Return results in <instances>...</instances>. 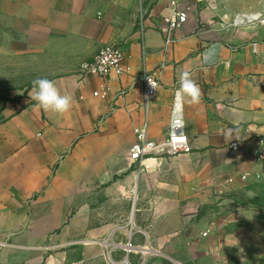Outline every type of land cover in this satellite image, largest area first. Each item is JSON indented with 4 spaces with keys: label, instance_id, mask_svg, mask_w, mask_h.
I'll list each match as a JSON object with an SVG mask.
<instances>
[{
    "label": "crops",
    "instance_id": "crops-1",
    "mask_svg": "<svg viewBox=\"0 0 264 264\" xmlns=\"http://www.w3.org/2000/svg\"><path fill=\"white\" fill-rule=\"evenodd\" d=\"M178 2L188 20L167 44L165 0H0L16 69L73 97L61 116L36 107L32 85L0 95V264H194L205 256L203 239L181 233L185 225L263 166L251 152L264 136V28L231 24L264 0L252 9L240 0ZM108 46L121 47L129 71L83 78L82 64ZM184 71L202 93L198 105L183 104L192 153L140 172L130 159L135 129L167 139ZM151 74L160 87L146 109Z\"/></svg>",
    "mask_w": 264,
    "mask_h": 264
},
{
    "label": "rangeland",
    "instance_id": "rangeland-1",
    "mask_svg": "<svg viewBox=\"0 0 264 264\" xmlns=\"http://www.w3.org/2000/svg\"><path fill=\"white\" fill-rule=\"evenodd\" d=\"M257 1L240 0L242 5H251L248 9ZM232 2L225 0V5L231 7ZM0 44V49L5 46L6 51L0 53V95L15 96V91L31 86L34 79L26 78L24 71L16 69L17 58L8 53V38L3 31ZM185 226L181 233L187 236L193 231L203 239L205 256L194 264H264V165L259 173L250 174L247 181L241 180L239 186L227 187ZM205 233L208 236L203 238ZM180 258L190 262L189 255Z\"/></svg>",
    "mask_w": 264,
    "mask_h": 264
},
{
    "label": "built area",
    "instance_id": "built-area-1",
    "mask_svg": "<svg viewBox=\"0 0 264 264\" xmlns=\"http://www.w3.org/2000/svg\"><path fill=\"white\" fill-rule=\"evenodd\" d=\"M172 7V14L165 18L167 29L165 30L167 44L173 43V34L176 30L182 28L188 20V10H179V0H165ZM231 26L235 29L244 27L258 26L264 28V8L255 13H243L234 17ZM126 55L119 46H108L98 52L91 62L82 64L80 73L83 78L99 77L102 79L111 80L113 76L121 77L125 75L129 68L124 65ZM151 78L157 85L153 88L149 83ZM145 90V107L148 109L150 102L156 97L160 87V79L154 75H146L143 79ZM106 91L101 93L96 92L95 96H107ZM176 93V92H175ZM125 93L122 92L121 96ZM175 96L172 108L171 122L168 128V136L164 142L157 143L148 139V129L146 126L135 129L136 142L131 149L130 159L136 164L140 172L144 168L154 166L158 159L173 158L181 155H189L192 153L189 137L185 130L183 105L179 109L174 108ZM256 146L251 152V158L255 164L264 165V136L256 138ZM242 143L235 142L230 146V149L237 152L241 149ZM250 177L249 173L240 176L244 182ZM233 180H230L232 182ZM207 237L208 234L203 235ZM126 251L130 254L136 250V246L130 241L126 245Z\"/></svg>",
    "mask_w": 264,
    "mask_h": 264
},
{
    "label": "clouds",
    "instance_id": "clouds-1",
    "mask_svg": "<svg viewBox=\"0 0 264 264\" xmlns=\"http://www.w3.org/2000/svg\"><path fill=\"white\" fill-rule=\"evenodd\" d=\"M32 90L29 94L31 100L36 102V107L44 112H53L63 116L72 107L73 97L67 92H62L56 81L47 78H36L32 82ZM149 83L153 88H157L156 83L149 78ZM180 86L175 93L174 108L179 109L184 103L198 105L202 99L200 87L191 78L188 71L181 73L179 78Z\"/></svg>",
    "mask_w": 264,
    "mask_h": 264
},
{
    "label": "bare ground",
    "instance_id": "bare-ground-1",
    "mask_svg": "<svg viewBox=\"0 0 264 264\" xmlns=\"http://www.w3.org/2000/svg\"><path fill=\"white\" fill-rule=\"evenodd\" d=\"M135 196V195H134ZM135 198V197H134Z\"/></svg>",
    "mask_w": 264,
    "mask_h": 264
}]
</instances>
